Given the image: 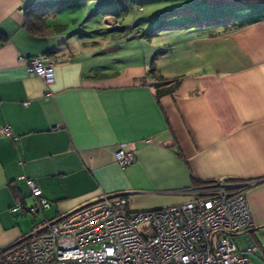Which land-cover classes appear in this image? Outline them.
<instances>
[{
	"label": "crops",
	"instance_id": "0c3cea01",
	"mask_svg": "<svg viewBox=\"0 0 264 264\" xmlns=\"http://www.w3.org/2000/svg\"><path fill=\"white\" fill-rule=\"evenodd\" d=\"M46 1L0 0V131L10 132L0 133V250L31 230L21 225L27 214L9 212L13 190L29 195L26 177L49 201L36 224L102 194L123 193L144 211L184 201L178 192L194 180L235 179L248 186L252 220L236 238L255 253L253 231L264 230V0H65L28 31L27 5ZM101 23L118 35L85 32ZM158 24L162 42L143 36ZM143 39L152 43L141 47ZM114 44L128 50L111 69ZM42 54L55 61L49 85L26 69ZM152 58L156 77L147 75ZM124 143L135 158L121 168L114 154Z\"/></svg>",
	"mask_w": 264,
	"mask_h": 264
},
{
	"label": "built area",
	"instance_id": "2783aa9c",
	"mask_svg": "<svg viewBox=\"0 0 264 264\" xmlns=\"http://www.w3.org/2000/svg\"><path fill=\"white\" fill-rule=\"evenodd\" d=\"M264 22V17H263ZM49 55L25 60L28 74L53 82ZM1 134L9 136L8 128ZM133 144H119L115 162L125 168L135 158ZM31 202L18 201L10 213L39 215L49 207L32 178H23ZM225 179L184 189L185 200L134 211L123 193L102 194L54 218L44 219L0 250V264H251L255 246L232 237L252 227L244 193Z\"/></svg>",
	"mask_w": 264,
	"mask_h": 264
},
{
	"label": "trees",
	"instance_id": "16d2710c",
	"mask_svg": "<svg viewBox=\"0 0 264 264\" xmlns=\"http://www.w3.org/2000/svg\"><path fill=\"white\" fill-rule=\"evenodd\" d=\"M66 4L65 0H48L46 2H39V3H32L27 5L26 7V11L24 12V17H25V21H24V26L26 27V29L30 32H32L33 30L35 31L37 28H40L41 24H43V18L46 17V15H53L57 9L63 5ZM183 11H173L172 13H182ZM166 16H170V13L164 14L161 17H166ZM51 30H55L57 31L58 28H55L51 26ZM163 29H166L165 26H163V24L161 25H156L153 28H151L149 31L143 33V36L146 37H152L154 35H156L158 32L162 31ZM4 41V36L0 34V42L2 43ZM147 75L150 77H156L157 76V71L156 68L154 67V62H153V58L150 61L149 64V69L147 71ZM161 77V76H160ZM162 79V77L160 78ZM229 184L231 185H236L238 183H241V181L232 179V180H226ZM213 180H205V181H195L193 183L192 187H199V186H204V185H208L210 183H212ZM248 186H241L238 191L243 192ZM14 196H15V201H18L19 203H21L22 205L26 204V203H30L31 202V197L30 194L25 197L24 195L20 194V191H16L13 190ZM22 195V196H21ZM28 201H26L27 199ZM48 203L49 201L46 200ZM39 215H32L33 217V225H36L35 219L37 216ZM49 220V219H48Z\"/></svg>",
	"mask_w": 264,
	"mask_h": 264
},
{
	"label": "rangeland",
	"instance_id": "374dc122",
	"mask_svg": "<svg viewBox=\"0 0 264 264\" xmlns=\"http://www.w3.org/2000/svg\"><path fill=\"white\" fill-rule=\"evenodd\" d=\"M169 20H170V18H169ZM80 22H83V20H80ZM132 22H133V18H131L126 23V25H128V24L131 25ZM87 23L88 22H86L85 24H87ZM110 27L111 26H109L107 24H102L98 28H97V26H93L91 28H86L85 32H89V31L93 32L94 31L93 34H92L94 37H103V35L104 36L106 35L108 38H112L113 35L117 36L119 32H116L114 30H110ZM126 29H127V31H130V30H128V28H126ZM95 31H99V33H96ZM133 31H134V29H131V32H133ZM131 32H130V34H131ZM101 33H103V34H101ZM161 34H162L161 32L158 33V35H161ZM162 38L163 37L154 36V38L151 41L152 42H157V41L158 42H162L163 41ZM136 42H137L136 45H135V43L133 41H132L131 45L129 44L130 42L126 43L128 48L130 49L129 51H132V50H137L138 51L139 50L140 43H139L138 40H136ZM152 42H149L148 40L143 39L142 43H141L142 44L141 47L144 46V48H146ZM116 46H117V44L111 45L109 47V49L112 48L113 50H111L110 52H108V54L105 55V56H107V58H109V62H110L109 65L112 66L111 69H114L115 67L121 65L122 62H117V61L119 59H121V57H124V56L127 55L126 53H127L128 48L125 49V45L121 46L122 48H118V49L116 48ZM130 47H132V48H130ZM117 58H119V59H117ZM162 62H163L162 64L164 66L169 65V63H166L164 61H162ZM41 217H42V215H41ZM32 221H33V217L31 215H28V217H26V218H24L22 220L21 225H23L26 230H28V228L30 230V229H32V225H33ZM34 223H37V220H35ZM253 233H254V237L256 238V244L258 246L257 247L258 250L255 253H253V254H248V258H249L251 264H264V230L253 231ZM236 237L237 236L232 237V240L236 244H239L240 240H237L238 238H236Z\"/></svg>",
	"mask_w": 264,
	"mask_h": 264
},
{
	"label": "water",
	"instance_id": "95a60500",
	"mask_svg": "<svg viewBox=\"0 0 264 264\" xmlns=\"http://www.w3.org/2000/svg\"><path fill=\"white\" fill-rule=\"evenodd\" d=\"M236 188H240L241 187V185H237V186H235Z\"/></svg>",
	"mask_w": 264,
	"mask_h": 264
}]
</instances>
